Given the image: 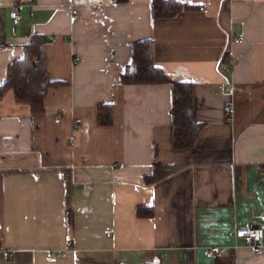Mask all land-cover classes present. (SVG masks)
I'll return each instance as SVG.
<instances>
[{
    "label": "crops",
    "instance_id": "1",
    "mask_svg": "<svg viewBox=\"0 0 264 264\" xmlns=\"http://www.w3.org/2000/svg\"><path fill=\"white\" fill-rule=\"evenodd\" d=\"M18 1L12 18L0 0V84L38 34L62 85L36 116L11 90L0 100V264H264V231L259 251L232 239L264 214V0H176L191 8L169 18L151 0ZM143 39L169 80L192 84L203 127L188 149L171 147L170 86L119 80ZM155 164L172 173L146 185Z\"/></svg>",
    "mask_w": 264,
    "mask_h": 264
},
{
    "label": "trees",
    "instance_id": "2",
    "mask_svg": "<svg viewBox=\"0 0 264 264\" xmlns=\"http://www.w3.org/2000/svg\"><path fill=\"white\" fill-rule=\"evenodd\" d=\"M126 0H112L114 3H124ZM176 0H151L150 14L152 18H169L180 11L190 9ZM226 62V56H225ZM45 55L42 38L32 34L23 48V56L11 61L6 70L5 81L0 84V100L11 90L16 103L26 104L31 116L43 112V99L51 87L62 85V82L52 81L45 69ZM121 84H168L171 90L169 114L171 118L170 142L174 150L188 149L193 146L203 124L194 121L192 84L169 80L159 67L152 61V42L143 39L131 45V61L120 74ZM96 122L101 126L112 124V107L101 103L96 107ZM155 153V150H154ZM172 173L169 165L155 164L149 175L144 177L146 185L158 182ZM152 208L137 207L136 215L150 217ZM73 223L71 212L66 214V225Z\"/></svg>",
    "mask_w": 264,
    "mask_h": 264
},
{
    "label": "built area",
    "instance_id": "3",
    "mask_svg": "<svg viewBox=\"0 0 264 264\" xmlns=\"http://www.w3.org/2000/svg\"><path fill=\"white\" fill-rule=\"evenodd\" d=\"M19 1L18 0H12L11 2V12L10 15L12 18H15L17 16V9L19 7ZM69 7H72V4L69 3ZM204 12H207L206 9L203 10ZM54 40V39H52ZM242 38L237 37L232 40V42H241ZM223 112L225 116V120L227 122H231L233 119L232 116V107L231 104H226L223 107ZM119 167H122V164H119ZM263 231H264V214L260 216V221L248 226V227H239L235 228L232 232V239H233V248L236 249L239 245L237 244V241H242L243 244L248 246L249 248L259 251L263 247L262 240H263ZM106 234H111L112 231L107 229L105 230ZM220 252L219 246H207L203 249L204 255H216ZM48 260H53V256L50 254L47 256ZM118 264H123L122 262Z\"/></svg>",
    "mask_w": 264,
    "mask_h": 264
}]
</instances>
